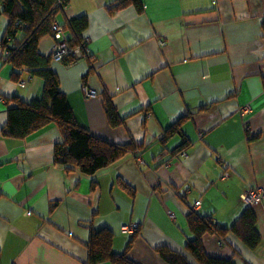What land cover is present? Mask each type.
<instances>
[{
	"label": "crops",
	"instance_id": "1",
	"mask_svg": "<svg viewBox=\"0 0 264 264\" xmlns=\"http://www.w3.org/2000/svg\"><path fill=\"white\" fill-rule=\"evenodd\" d=\"M119 1L68 0L57 18L68 39L71 19L89 20L88 57L52 62L76 121L110 144L143 148L94 176L55 162V124L23 140L3 136L7 100H40L44 84L12 80L0 16V264H87L91 231L101 230L117 254L136 235L128 256L137 264H168L160 246L198 264L186 248L188 213L231 228L248 208L256 248L232 233L228 244L205 235L204 247L235 264H264V201L242 200L264 186V0H140L142 10L113 11ZM53 48L52 36L40 42L44 56ZM183 119L182 133L163 141Z\"/></svg>",
	"mask_w": 264,
	"mask_h": 264
},
{
	"label": "trees",
	"instance_id": "2",
	"mask_svg": "<svg viewBox=\"0 0 264 264\" xmlns=\"http://www.w3.org/2000/svg\"><path fill=\"white\" fill-rule=\"evenodd\" d=\"M130 6L142 10L140 0H121L112 10L120 11ZM62 11L56 0H0V16L8 21L1 45L5 51L4 62L14 69L12 80L20 82L24 75H28L41 79L44 84L40 100L26 101L18 96L7 100L8 121L2 134L23 140L48 125L55 124L62 137L61 142L55 145V162L61 163L66 170L78 169L85 175L94 176L129 154L139 156L143 148L133 142L129 145L110 144L82 128L76 121L61 90L59 77L52 68V56H44L39 50L42 39L53 36L52 26ZM88 26L87 17L71 20L72 36L68 41L72 46L83 47L88 44L85 37ZM105 104L111 125L120 126L122 120L111 99H107ZM184 121L185 119L172 126L163 141L172 138L174 134H181V124ZM188 145L178 151H184ZM187 228L190 238L186 248L198 264H235L233 259L210 256L203 243L205 235L218 237L221 244H228L227 236L230 233L238 236L250 248H256L260 243L256 216L251 208L246 209L231 228L222 227L211 216L191 210L187 215ZM135 236L128 243L125 252L117 254L113 251L112 233L107 230L91 231L87 264H137L128 256ZM156 251L168 264H192L183 253L167 246H160Z\"/></svg>",
	"mask_w": 264,
	"mask_h": 264
},
{
	"label": "built area",
	"instance_id": "3",
	"mask_svg": "<svg viewBox=\"0 0 264 264\" xmlns=\"http://www.w3.org/2000/svg\"><path fill=\"white\" fill-rule=\"evenodd\" d=\"M57 5L60 6L63 10L68 5V0H56ZM72 20V19H71ZM69 21V24L71 22ZM65 26L58 22H55L52 26V34L54 39V48L52 52V60L54 62H65V61H77L82 58L88 57V44L83 47L72 46L68 38L65 36ZM68 26V25H67ZM22 86H25L22 83ZM83 91L86 97H94L95 92L90 90L88 87H84ZM242 200L248 205L253 206L257 203L264 201V186L258 189L250 190L242 195ZM200 202L196 203V206H199ZM172 219L175 218L174 213H170Z\"/></svg>",
	"mask_w": 264,
	"mask_h": 264
},
{
	"label": "rangeland",
	"instance_id": "4",
	"mask_svg": "<svg viewBox=\"0 0 264 264\" xmlns=\"http://www.w3.org/2000/svg\"><path fill=\"white\" fill-rule=\"evenodd\" d=\"M60 16H61V14H60Z\"/></svg>",
	"mask_w": 264,
	"mask_h": 264
}]
</instances>
